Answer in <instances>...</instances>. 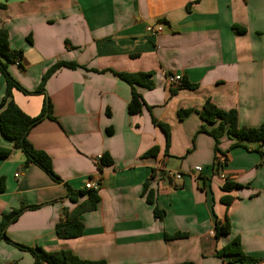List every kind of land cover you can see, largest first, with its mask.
<instances>
[{"label":"crops","instance_id":"1","mask_svg":"<svg viewBox=\"0 0 264 264\" xmlns=\"http://www.w3.org/2000/svg\"><path fill=\"white\" fill-rule=\"evenodd\" d=\"M0 28L9 47L22 52L12 78L28 92L48 68H60L44 90L51 116L35 124L28 143L51 159L52 180L42 169L26 166L24 155L0 134V217L21 206L0 241V264H34L18 246L45 252L70 251L81 260L106 264H240L217 258L216 250L237 239L241 252L264 264V145L223 136L218 148L225 165L214 172V140L198 132V115L209 100L216 108L235 109L240 127L258 128L264 118V0H0ZM161 27L150 35L146 27ZM244 30L238 34L235 28ZM29 38V41H28ZM116 73H151L153 88H137L144 102L130 115L129 86ZM178 75L195 89L170 95L168 76ZM4 80L0 76V100ZM12 100L28 117L39 115L44 95L12 91ZM191 111L179 119L178 111ZM1 111V109H0ZM152 118L169 128L165 137ZM152 147L155 157H143ZM111 165L97 167L98 157ZM200 167L201 171H194ZM181 175L179 180L169 173ZM239 185L223 190L218 174ZM92 180L97 209L80 216L81 236L60 240L55 225ZM144 183L154 206L142 195ZM233 200L225 206L221 199ZM79 198V201H84ZM227 220L229 233L214 237V221ZM182 233L184 238L166 240Z\"/></svg>","mask_w":264,"mask_h":264},{"label":"trees","instance_id":"2","mask_svg":"<svg viewBox=\"0 0 264 264\" xmlns=\"http://www.w3.org/2000/svg\"><path fill=\"white\" fill-rule=\"evenodd\" d=\"M4 8L0 4V9ZM235 32L238 34L244 33L243 29L235 28ZM29 41V38H28ZM22 52L19 50H12L9 47L8 35L6 30L0 28V76L4 80V93L0 100V134L7 140L13 143V150L20 151L25 157V165L34 164L42 169L52 180L60 181L52 171L51 159L43 151L35 150L27 141V136L31 128L40 122L41 120L48 118L53 119L51 116V104L46 96L44 86L47 80L60 68L75 69L79 67L75 63L59 62L52 65L42 75L40 82L36 89L31 92L23 89L20 84L12 78L8 71V67L11 64H16L21 68L19 61L21 60ZM113 74L120 80L125 82L130 88V100L127 105V112L130 115L140 114L142 112L144 102L141 95L138 93L137 88L152 89L153 82L151 80V73H116ZM197 86L189 84L184 80L180 81V84L171 88L170 95H174L180 89H195ZM16 90L25 95H44V101L41 111L38 116L31 118L25 115L18 106L12 100V91ZM191 111L183 110L178 111L179 119H183ZM199 118L209 126V129L202 125L198 132H204L208 134L214 140V172H218L226 163V155L218 148L220 139L223 136L234 140L235 143L231 146L240 147L245 143H255L257 146L264 145V118L258 128L240 127L238 124V114L235 109L223 111L216 108L209 100H206L200 111L197 112ZM152 124L163 132L165 137V152L169 146L170 134L167 125L152 118ZM158 153L157 147L149 149L143 157H155ZM11 150L0 148V159H6L10 156ZM218 156L225 158L224 163L219 165L217 163ZM97 167L101 169L103 166L111 165V160L106 156H101L97 160ZM239 185L233 184L226 180L223 184V190L229 192L232 188H238ZM4 190V181L0 178V192ZM96 189H85L73 193L68 191V199L75 204V207L64 214L63 219L55 225V236L60 240H70L81 236L83 231V225L80 221V216L84 213L93 212L97 209L99 203V196ZM142 195L145 196V200L149 205H153V216L156 219H161L163 211L158 210L154 206V193L149 189L148 184L144 183ZM84 201L80 202L79 198H84ZM233 199L229 196H225L221 199V202L228 206ZM36 206H21L17 210H13L9 213L2 214L0 217V241L9 242L5 236V230L8 225L14 223L19 215L24 210L35 209ZM229 223L227 220L214 221V237L219 239L221 236H225L229 233ZM182 233H175L173 235H165L166 240L184 238ZM20 249L27 251L33 258L34 264H106L104 261H89L81 260L72 254L70 251L60 250L56 252H45L41 248H25L16 245ZM217 258H230V262H238L240 264H253V260L246 257L240 250L239 242L237 239L230 241L227 245L218 249L214 253ZM179 264H193L191 262H182Z\"/></svg>","mask_w":264,"mask_h":264},{"label":"built area","instance_id":"3","mask_svg":"<svg viewBox=\"0 0 264 264\" xmlns=\"http://www.w3.org/2000/svg\"><path fill=\"white\" fill-rule=\"evenodd\" d=\"M160 32H161V27H159V26H157V27L147 26L146 27V33L147 34L154 35V34H157V33H160ZM181 80H182L181 77L178 76V75L168 76L167 83H168V85L170 87L175 88V87H177L180 84ZM100 158L101 157H98L97 160H99ZM224 160H225V158L223 156H218L217 163L219 165H222L224 163ZM263 164H264V161H263ZM194 171L200 172L201 168L200 167H194ZM168 175H169L170 178H173L175 180H179L181 178V175L178 174V173H171L170 172ZM218 177L223 183L227 180V177L223 173L218 174ZM96 187H97L96 183L93 182L92 180L88 181L84 185V188L88 189V190L96 189ZM260 264H263V263H260Z\"/></svg>","mask_w":264,"mask_h":264}]
</instances>
